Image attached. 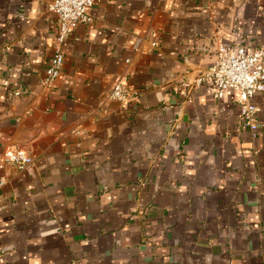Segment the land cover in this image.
<instances>
[{
	"label": "crops",
	"instance_id": "obj_1",
	"mask_svg": "<svg viewBox=\"0 0 264 264\" xmlns=\"http://www.w3.org/2000/svg\"><path fill=\"white\" fill-rule=\"evenodd\" d=\"M52 2L0 0V159L33 156L0 170V264H264V93L254 133L194 86L220 42L264 44V0H96L44 86Z\"/></svg>",
	"mask_w": 264,
	"mask_h": 264
},
{
	"label": "built area",
	"instance_id": "obj_2",
	"mask_svg": "<svg viewBox=\"0 0 264 264\" xmlns=\"http://www.w3.org/2000/svg\"><path fill=\"white\" fill-rule=\"evenodd\" d=\"M95 1L53 0L50 9L58 16L59 31L53 58L42 80L44 86L52 85L61 75L64 65L63 44L76 23L90 24L93 21L92 8ZM202 85H206L216 97H222L227 89L236 90L239 93L241 123L256 133L259 128L258 106L253 99L256 94L264 93V44L255 48H231L220 42L211 65L195 79L194 86ZM131 95V90L119 80L109 92V98L119 102L128 100ZM32 162L33 156L26 150L10 148L5 150L0 159V170L11 165L20 171ZM7 182V176L0 175V189Z\"/></svg>",
	"mask_w": 264,
	"mask_h": 264
}]
</instances>
